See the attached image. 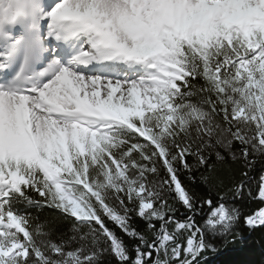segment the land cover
I'll return each mask as SVG.
<instances>
[{
    "label": "snow or ice",
    "instance_id": "6c2138e0",
    "mask_svg": "<svg viewBox=\"0 0 264 264\" xmlns=\"http://www.w3.org/2000/svg\"><path fill=\"white\" fill-rule=\"evenodd\" d=\"M262 156L264 0H0V264H202Z\"/></svg>",
    "mask_w": 264,
    "mask_h": 264
},
{
    "label": "trees",
    "instance_id": "16d2710c",
    "mask_svg": "<svg viewBox=\"0 0 264 264\" xmlns=\"http://www.w3.org/2000/svg\"><path fill=\"white\" fill-rule=\"evenodd\" d=\"M234 150L238 151L240 145L234 144ZM227 158V153H223ZM212 159H215L212 157ZM191 162V160H189ZM203 169L198 170L195 175L199 177L200 173L203 172ZM240 167L234 164L230 159L228 163L224 166H220L219 176L224 181L223 188H212L210 189L203 183H200L197 180L196 183H192L191 181L187 180L184 175H181L180 179L190 187L199 195L204 197L205 199L209 196L213 199L214 202L219 201L218 193L222 194L227 188L232 187V177L234 176L235 179L240 178ZM261 174H264V156L258 157L255 163V166L249 172L250 179L248 180V186L250 187L253 195L256 197L255 199H251L248 197L247 190H245V196L241 199L237 198H230L227 203L239 205L245 212H249L252 209H257L261 207V201L257 199L258 191H259V177ZM164 176V172L162 170L161 173ZM171 201V197L169 198ZM179 208V212L176 213L177 219L183 221L184 217L188 215L186 209L177 204ZM198 208L200 209L199 214L196 216V222L202 224L204 213H206L209 209L207 204H201L198 202ZM34 215H39L41 218L44 217H51V216H59L58 213L54 209L44 208L39 213L35 209H30ZM134 222L138 229L144 230L145 229V222L140 218H134ZM70 227V224L67 222H63L59 225L60 231H67ZM157 227L159 224L157 222ZM237 230L243 234L244 239L240 240L237 239L235 243L231 242V237L228 238V242L225 243L224 238L216 237L212 240L218 251L216 252H206L204 256L206 259L203 260L202 264H262L264 262V228H256L253 231L249 232V230L244 227L243 219H241L240 224L238 225ZM119 232V229H117ZM127 239V237H125ZM55 242H59L55 240ZM155 255V253L153 254ZM103 264H117L116 259L114 257L108 256L105 257Z\"/></svg>",
    "mask_w": 264,
    "mask_h": 264
},
{
    "label": "rangeland",
    "instance_id": "374dc122",
    "mask_svg": "<svg viewBox=\"0 0 264 264\" xmlns=\"http://www.w3.org/2000/svg\"><path fill=\"white\" fill-rule=\"evenodd\" d=\"M257 199L260 200L259 196L257 195ZM210 214V210H208L206 213H204L203 222L205 221L206 217Z\"/></svg>",
    "mask_w": 264,
    "mask_h": 264
}]
</instances>
